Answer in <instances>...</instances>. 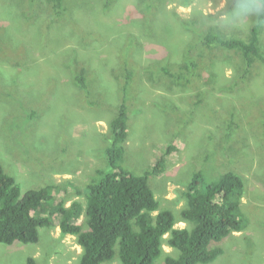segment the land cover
<instances>
[{
  "label": "rangeland",
  "instance_id": "rangeland-1",
  "mask_svg": "<svg viewBox=\"0 0 264 264\" xmlns=\"http://www.w3.org/2000/svg\"><path fill=\"white\" fill-rule=\"evenodd\" d=\"M107 2L65 0L64 15L54 19L47 0H0V162L22 195L54 185L53 202L86 205L89 184L111 169L110 121L124 101L125 168L143 174L175 147L165 172L150 176L160 210L174 212L181 220L175 227H190L180 212L194 173L203 171L205 183H212L237 172L245 182L248 223L215 244L225 252L209 264H264V63L257 62L244 82L238 80L246 68L240 52L202 44L210 29L248 40L264 4ZM261 39L264 48V25ZM192 61L198 66L190 83L165 72L188 77ZM77 64L87 68L86 90L75 83ZM163 249L158 264L178 254L167 242ZM81 253L77 237L57 225L40 228L36 244L0 243V264H28L29 257L39 264H79Z\"/></svg>",
  "mask_w": 264,
  "mask_h": 264
},
{
  "label": "trees",
  "instance_id": "trees-1",
  "mask_svg": "<svg viewBox=\"0 0 264 264\" xmlns=\"http://www.w3.org/2000/svg\"><path fill=\"white\" fill-rule=\"evenodd\" d=\"M47 3L52 5L54 19L64 15L65 0H47ZM107 6H110V0ZM263 25L264 9L248 40L226 37L210 29L203 35L202 44L209 49L219 47L240 52L246 68L238 80L245 82L255 64L264 63ZM197 66L194 61L186 66L188 77L167 68L165 72L173 81L186 79L190 83V77L197 74L193 70ZM77 70L75 83L86 90L89 87L87 68L78 66ZM132 77V71L128 70L127 85ZM119 107L118 114L110 121L111 143L106 149L112 170L100 171L101 179L89 184L86 205L74 200L68 206L65 198L53 202L58 188L54 185L31 189L22 195L17 179L0 162V243L36 244L40 241V228L58 225L63 234L77 237L82 247L79 264H104L117 257L121 264H158L157 260L164 254L165 242L178 254H167L164 264L214 262L225 252L222 246L215 244L247 226L248 220L242 211L246 190L243 177L229 170L219 180L205 183L207 177L203 171L194 173L184 192L188 198L187 206L180 212V219L191 226L175 227L178 217L170 209L160 210V202L150 184L152 174L165 172L167 157L175 147L170 146L155 166L143 174L125 168L122 162L125 157L123 144L129 135L127 105L123 101ZM228 127L227 138L233 130L231 124ZM84 214L85 223H81ZM167 234L169 237L166 238ZM28 264L39 263L29 257Z\"/></svg>",
  "mask_w": 264,
  "mask_h": 264
},
{
  "label": "clouds",
  "instance_id": "clouds-1",
  "mask_svg": "<svg viewBox=\"0 0 264 264\" xmlns=\"http://www.w3.org/2000/svg\"><path fill=\"white\" fill-rule=\"evenodd\" d=\"M261 3H264V0H261Z\"/></svg>",
  "mask_w": 264,
  "mask_h": 264
}]
</instances>
